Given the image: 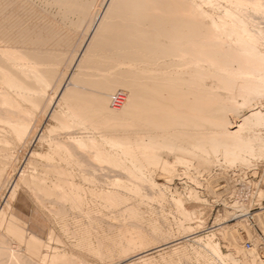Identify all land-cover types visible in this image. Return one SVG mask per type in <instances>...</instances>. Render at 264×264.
<instances>
[{"label": "bare ground", "instance_id": "obj_1", "mask_svg": "<svg viewBox=\"0 0 264 264\" xmlns=\"http://www.w3.org/2000/svg\"><path fill=\"white\" fill-rule=\"evenodd\" d=\"M258 159L264 0H0V264H240L169 217Z\"/></svg>", "mask_w": 264, "mask_h": 264}, {"label": "rangeland", "instance_id": "obj_2", "mask_svg": "<svg viewBox=\"0 0 264 264\" xmlns=\"http://www.w3.org/2000/svg\"><path fill=\"white\" fill-rule=\"evenodd\" d=\"M257 161H256V164L254 163L251 167H248V168L246 166H239V165L233 166L232 169L231 167H228L229 169L226 170L227 172L226 176L227 175L229 176L228 180L226 177H224L225 175L224 173L222 174V172H219L220 170H217L216 173L218 172L219 173L212 180L211 186L210 188H208L209 190L207 189L208 191L204 190L205 188L202 184H197V188L202 192L203 195L207 196L208 198H211L210 200L213 199L214 201V200H217L219 197L218 200L221 201V200H224V198H226V199L231 200V204L226 205L225 202L220 203V204L217 203V205L214 208V212L212 216H210L209 213L206 214L210 216L208 221H207L208 216H205V218L203 217L204 219L202 218V221L200 220L201 223L199 221V224H201L200 226L199 224H197L198 221H196L195 219L191 220V221H194V223L191 221L186 223L187 225L189 224L192 225V227L194 228L192 229V231L189 232L190 234L187 233L188 236L185 235L186 233L185 234L183 233L184 236H187V237L182 236L183 235L182 232H180L178 230V227H176L178 225L177 221L176 222L173 221V220H177L176 219V216H178L177 213L176 212L175 213L173 212L174 214L171 213L172 216L170 214V217H169L170 219L169 222L171 221L170 222L171 224L168 223V227L172 225L173 227L171 228L177 231L175 232L177 237H179L181 234V237L184 238L183 239L179 237L180 239L178 240L176 239L175 241H172V244L180 240H182V242L184 241L183 242L184 244L186 242L188 244H193V243L196 244L197 242L195 241L196 240L195 236L205 237L211 232H213V230H215L216 236L214 239L217 242H219V245L221 246L222 251L224 253H228L233 259L238 260L240 264H264V226H263L264 225V198L258 196L259 194L257 192V187L259 186L260 183L264 181V159H260V160L258 159ZM232 180H235V181H232ZM230 182H231V185L229 184ZM257 183L259 184L257 185ZM174 184L176 185V187L179 188V190L182 193L186 194L192 182L191 180H188L187 182V180L185 181V179H182L180 175L179 176L177 175L175 176V180L173 181V185ZM231 191H233L234 193ZM20 198H21L20 202L22 201L21 205L24 208L23 212L25 214L26 213L28 214L31 208L34 207V201L32 200L31 197L27 195L25 196V194H22ZM235 201L239 203L243 202V204H245V208L247 209H244V210L246 213L244 212V210L242 212H239V209H235L233 207L232 202H235ZM218 215L222 218L219 221L217 220ZM238 215H241V217ZM191 232H193V234ZM248 242H250L253 245L251 248L249 247ZM257 242L258 243L260 242V243L258 244ZM255 243H257L258 245ZM196 245H199V244L197 243ZM172 247L175 248L174 245L170 244L168 250L167 249L162 250L163 252L158 251L160 255L157 251H156L157 254L156 252H154V255H156V259L158 260L159 264H162L164 261H165L164 263L167 264V261H169L170 259L169 258L170 255H174L175 257L174 260H176L177 258L178 262L176 260L175 262L176 264L179 263V261H181L179 258V255L177 256V254L171 253L173 252ZM257 247L259 249L258 250L259 252L257 251V249L255 250V248ZM170 248L172 251L170 250ZM161 255L163 256V258L166 255L165 256L166 259L165 258H164L165 260L161 259L160 258L162 257ZM174 257H172V259ZM172 259H170L169 262H171L172 264H175L174 260L171 261ZM161 260H164V261H161ZM183 261H186V260H183ZM169 262L168 264H171ZM216 264H221V261H219Z\"/></svg>", "mask_w": 264, "mask_h": 264}, {"label": "built area", "instance_id": "obj_3", "mask_svg": "<svg viewBox=\"0 0 264 264\" xmlns=\"http://www.w3.org/2000/svg\"><path fill=\"white\" fill-rule=\"evenodd\" d=\"M248 245H249L250 248L253 246L250 242H248Z\"/></svg>", "mask_w": 264, "mask_h": 264}]
</instances>
